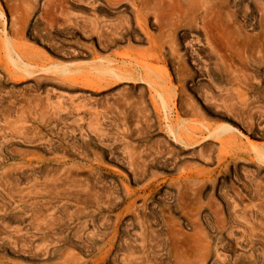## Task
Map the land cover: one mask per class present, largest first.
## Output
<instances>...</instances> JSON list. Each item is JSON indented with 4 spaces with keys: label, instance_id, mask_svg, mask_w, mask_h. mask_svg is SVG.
Returning <instances> with one entry per match:
<instances>
[{
    "label": "rangeland",
    "instance_id": "obj_1",
    "mask_svg": "<svg viewBox=\"0 0 264 264\" xmlns=\"http://www.w3.org/2000/svg\"><path fill=\"white\" fill-rule=\"evenodd\" d=\"M105 3L0 0V264H264V0ZM137 7L182 10L196 80L149 59Z\"/></svg>",
    "mask_w": 264,
    "mask_h": 264
},
{
    "label": "bare ground",
    "instance_id": "obj_2",
    "mask_svg": "<svg viewBox=\"0 0 264 264\" xmlns=\"http://www.w3.org/2000/svg\"><path fill=\"white\" fill-rule=\"evenodd\" d=\"M60 0H58V2H59ZM106 1V3L108 4V5H110L111 4V2L112 1H115V0H105ZM159 1H163V0H159ZM213 1V0H212ZM220 2V1H219ZM226 2H227V0H226ZM105 3V4H106ZM214 3H215V1H214ZM142 4H143V2H142ZM217 4H219V3H217L216 2V5ZM222 4V3H221ZM225 2H224V4H222V6H225ZM220 5V4H219ZM112 6V5H111ZM162 6V5H161ZM214 6V5H213ZM211 7V8H215V7ZM219 7V6H218ZM56 8H57V6H52V5H50L49 6V8H47V11H48V15L50 14V13H53L55 10H56ZM162 8V10H163V7H161ZM210 8V9H211ZM222 8L223 7H221V5H220V8H218V10H222ZM135 10V23H136V30H138L139 31V38H137V41H143L142 40V37L147 41V43H148V45H149V49L147 50V49H145L144 51H145V53L146 54H149V59H151L152 61H155V62H159V63H165L166 61H168V59H171V61L173 62V64L175 63V64H177V67H175L176 68V75H177V78L181 81H185V75L188 73H190V75H191V79H193V80H196L198 77H199V74H200V71H201V69L203 68L202 67V64H203V61H200V59H196V57H192L190 54H188V52L186 51V50H181L180 48L183 46V44L184 43H182V40H183V38L184 37H186L187 35H188V33H187V30L186 31H181V33H179V29H181L180 28V26H181V24L182 23H184L185 22V19H183V21H182V18H184L183 16H184V14H182V10H173L172 9V12L171 13H169V14H166V12L165 13H162L161 11L162 10H160V11H158V12H161L160 13V15H155L154 13H153V15H155V17H152L151 16V11H147L148 9H142V8H139V7H137V8H135L134 9ZM213 11H214V9H212ZM211 10V11H212ZM217 10V12H219L220 13V11H218ZM1 11V10H0ZM166 11V10H165ZM198 11V10H197ZM207 11V10H206ZM157 12V11H156ZM183 12H184V10H183ZM199 12V11H198ZM216 12V11H215ZM216 12V13H217ZM186 13V15H185V17L188 15L187 14V12H185ZM208 13V12H207ZM54 14V13H53ZM159 14V13H158ZM195 14L196 13H194V17H197V15H198V13H197V15L195 16ZM209 14V13H208ZM218 14V13H217ZM189 15H190V13H189ZM5 16V15H4ZM210 16V15H209ZM208 16V17H209ZM219 16L220 15H218L217 17L219 18ZM205 17H207V16H205ZM207 17V18H208ZM4 18V17H3ZM150 18L153 20V22H150ZM187 18H189V16L187 17ZM217 19V18H216ZM1 20V19H0ZM164 20H166L167 22H170V24L169 25H167L168 27H166V25H164ZM214 20V19H213ZM205 21H207V20H205ZM212 21V20H211ZM208 22V21H207ZM207 22H204L203 24H202V26L199 28L198 26V28L200 29V31L201 32H203L202 34H203V37H204V39H203V45H205L206 47H208V48H210L212 51V55L214 54L217 58H216V60L217 61H215V69H217L218 71H221V67H225V65H227L226 64V62H227V59H229V58H227V56H228V47L229 46H226L225 45V43L226 42H224L225 40H226V38H222V35H221V33H226L225 32V30H224V32H223V30H222V32H219V31H221V30H219L218 31V29H216L212 24H211V22H209V23H207ZM148 23H149V25L151 26V25H159V28H160V32H161V35L164 33V30L165 29H169L170 30V32H171V37H172V41L170 42L171 44H170V47L168 48V50L169 51H167V44H169V43H164L165 41L162 39V40H158L157 39V37H153L152 35H151V33L149 32V30H148V28H147V25H148ZM212 23H215V21H212ZM216 24V23H215ZM214 24V25H215ZM156 25V26H157ZM105 26V25H104ZM216 26H217V24H216ZM106 27V26H105ZM219 27V28H220ZM188 28H193V29H195L194 27H188ZM197 28V29H198ZM220 28V29H221ZM198 29V30H199ZM190 30V29H189ZM196 30V29H195ZM197 31V30H196ZM190 32H191V30H190ZM194 31H192V33H193ZM19 33V32H18ZM193 35V34H192ZM141 36V37H140ZM224 36V35H223ZM160 37V36H159ZM158 37V38H159ZM170 37V38H171ZM199 37V36H198ZM162 38V37H161ZM100 39V38H99ZM106 39H108L107 37H106V34L105 33H103L102 35H101V39L99 40V42H100V44L102 45V44H104L105 43V41H106ZM200 39V38H199ZM144 40V41H145ZM5 41H6V39H5ZM161 41H163V42H161ZM200 42H202V41H200ZM2 44H3V42H2ZM6 44H8V48H9V46L12 44V42L11 41H9V39H7V43ZM227 45H228V43H227ZM13 47H14V49H15V46L13 45ZM104 47H105V45H104ZM184 47V46H183ZM185 48V47H184ZM10 49V48H9ZM11 50V49H10ZM16 50V52H17V49H15ZM9 51V50H8ZM143 51V52H144ZM12 53H14V52H12ZM145 53H144V55H145ZM9 54H10V52H9ZM143 55V56H144ZM213 55V56H214ZM9 57H10V55H9ZM12 58V57H11ZM199 58V57H198ZM15 59V58H14ZM21 59V58H20ZM11 60V59H10ZM16 60V59H15ZM24 60V59H23ZM13 62V61H12ZM228 62H229V60H228ZM174 64V65H175ZM191 64V66L193 65V69H191V68H188V65H190ZM28 65H30V64H28ZM206 65V64H205ZM25 66V65H24ZM176 66V65H175ZM146 67V66H145ZM207 67V66H206ZM209 67V66H208ZM205 68V69H207L206 70V72L208 73V77H211L212 78V76H216V74H213L212 73V71L210 70V68ZM195 68V69H194ZM200 70V71H199ZM203 71V70H202ZM201 71V72H202ZM217 71V72H218ZM216 72V71H215ZM224 75V74H223ZM162 79V78H161ZM215 79V78H214ZM192 80V81H193ZM159 94H160V92H159ZM166 103V102H165ZM167 105V104H166ZM147 189V188H146ZM134 203V202H133ZM130 205V204H129ZM127 207V206H126ZM136 210L135 211H137V207L135 208ZM132 210V206H128L126 209H125V213L126 212H130ZM138 213V212H137ZM137 216L138 215H136V219H140V218H137ZM120 217V216H119ZM122 217V216H121ZM117 218V217H116ZM118 219H120V218H118ZM123 220V219H122ZM169 221H171L172 222V219H170ZM176 221V220H175ZM180 223H183V222H180ZM120 224V223H119ZM168 224V223H167ZM170 225H172V224H170ZM173 226V225H172ZM171 226V227H172ZM170 227V228H171ZM173 227H175V226H173ZM181 227V226H180ZM179 227V228H180ZM176 229V230H175ZM175 229H173L172 231H170V237H171V240H172V248H173V250H176L177 248H179V246L178 245H180V244H178V243H180L179 242V239H180V237L182 236V230L181 229H178V226H177V228H175ZM171 230V229H170ZM168 232V231H167ZM184 232V231H183ZM146 234V233H145ZM185 234V233H184ZM184 234H183V236H184ZM143 235V234H142ZM115 236V235H114ZM117 236V235H116ZM144 236V235H143ZM196 236V235H195ZM187 238V237H186ZM169 239V238H168ZM170 240V241H171ZM202 240V239H201ZM114 241V240H113ZM127 241V240H126ZM130 241V240H129ZM169 241V242H170ZM198 241H200V239L198 240ZM206 241H208V240H206ZM117 243V242H116ZM128 243V242H127ZM126 243V244H127ZM210 243V242H209ZM130 244V243H129ZM129 244H127V245H129ZM205 245V244H204ZM121 246V245H120ZM134 246V245H133ZM145 246V245H144ZM202 246V245H201ZM211 246V245H210ZM118 247V246H117ZM129 247V246H128ZM205 247H208L209 248V246L208 245H206ZM121 248V247H120ZM119 248V249H120ZM123 248V247H122ZM133 248V247H132ZM169 248H171V247H169ZM207 248V249H208ZM204 249V253H205V251H208L209 253H210V249ZM124 250V249H123ZM170 250V249H169ZM172 250V249H171ZM183 250V249H182ZM120 251V250H119ZM170 252V251H169ZM174 252V251H173ZM208 252L207 253H205V254H207L208 255ZM175 253H178V254H176V255H178V256H180L179 254V251H177V252H175ZM172 255V254H171ZM175 255V257H177V258H179L178 256H176ZM209 256V255H208ZM176 258V259H177ZM209 258V257H208ZM207 258V259H208ZM178 260H180V259H178ZM176 262L178 263L179 261H177L176 260Z\"/></svg>",
    "mask_w": 264,
    "mask_h": 264
}]
</instances>
